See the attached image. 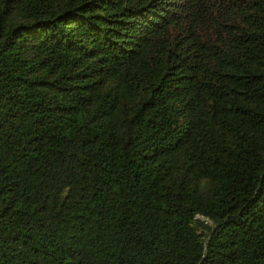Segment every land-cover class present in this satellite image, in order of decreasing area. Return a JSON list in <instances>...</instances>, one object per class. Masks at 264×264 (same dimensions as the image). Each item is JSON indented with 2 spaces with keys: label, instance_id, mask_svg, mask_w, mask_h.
<instances>
[{
  "label": "trees",
  "instance_id": "16d2710c",
  "mask_svg": "<svg viewBox=\"0 0 264 264\" xmlns=\"http://www.w3.org/2000/svg\"><path fill=\"white\" fill-rule=\"evenodd\" d=\"M0 264H264V0H0Z\"/></svg>",
  "mask_w": 264,
  "mask_h": 264
}]
</instances>
